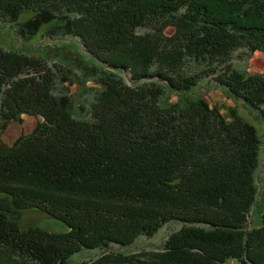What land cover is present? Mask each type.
Wrapping results in <instances>:
<instances>
[{
  "label": "trees",
  "instance_id": "trees-1",
  "mask_svg": "<svg viewBox=\"0 0 264 264\" xmlns=\"http://www.w3.org/2000/svg\"><path fill=\"white\" fill-rule=\"evenodd\" d=\"M0 24L17 39L0 46V121L37 119L0 149V264H70L83 249L108 251L81 264H264V222L249 225L262 137L192 93L213 77L264 122V73L229 64L264 52V0H0ZM44 34L56 43L35 46ZM30 209L68 232L20 227ZM172 223L149 258L120 251Z\"/></svg>",
  "mask_w": 264,
  "mask_h": 264
},
{
  "label": "rangeland",
  "instance_id": "rangeland-1",
  "mask_svg": "<svg viewBox=\"0 0 264 264\" xmlns=\"http://www.w3.org/2000/svg\"><path fill=\"white\" fill-rule=\"evenodd\" d=\"M27 17H29L28 13L24 14L23 19H26ZM13 35L14 30L12 25L0 24V46H2L6 50L16 48L17 39H14ZM39 38L40 36H37L34 41L38 40ZM55 39L56 38H51L48 35L44 34L41 37V40H38L37 43H35V46H38L40 48L52 46L56 43ZM71 47L76 53L80 54L87 61H91V63H93L94 65L96 64L101 67V63L98 60L83 53V47H81L78 42L72 41ZM246 51L236 52L230 60L229 64L231 63L232 67L238 70L248 71L252 74L264 73V52L255 51L249 53L247 51L246 53ZM53 62V59L49 58L46 63L50 67H52ZM125 74L129 77L131 75L128 71H126ZM213 82V77L207 78L205 82L206 84L200 83L196 88L193 89L192 93L196 95H205L207 101L212 107L219 108L228 117H230V114L233 111L236 113L237 116L241 117L243 120L256 127L258 133L260 134L263 140L261 151V167L259 173L261 183H259L258 189L260 192L264 191V189H262V185L264 184V122L261 117V113L259 110H252V108L243 100L232 97L223 88L218 87L217 85L214 86ZM93 85H95L94 82L88 83L87 87H92ZM68 87L70 88V92L77 105L80 103H87V101L92 99V95L84 87L75 83L72 86L68 85ZM170 99L174 101L175 99H177V97L175 95H172ZM90 103H87L84 106L88 107ZM261 110L264 111V105L261 107ZM23 118L24 120L22 122H8L5 128L4 126H2L3 123L0 121V149L12 146L22 136L29 135L32 133L33 129L37 125V119L31 116H24ZM263 222L264 195L261 197V199L260 196H258V201L253 209L249 225L253 229H258L262 227ZM19 225H21L20 227L24 229L29 227H38L49 232H68V228L63 222L50 217L49 215L38 209H30L23 211L21 214V219H19ZM179 227L180 225H176L173 223L169 224L166 227L162 228L154 237H139L132 247H126L120 251L129 255H136L142 258H149L150 255L155 254L152 252H158L163 250L162 246L164 245L166 238L168 237L167 234L170 232V230ZM107 251L108 250L101 252V250L94 251L83 249L82 251L74 254L70 258V264H81L84 262L92 263V259L99 255H104L105 253H107ZM154 258H156V256H154ZM60 264L64 263L61 262Z\"/></svg>",
  "mask_w": 264,
  "mask_h": 264
},
{
  "label": "bare ground",
  "instance_id": "bare-ground-1",
  "mask_svg": "<svg viewBox=\"0 0 264 264\" xmlns=\"http://www.w3.org/2000/svg\"><path fill=\"white\" fill-rule=\"evenodd\" d=\"M264 250V249H263Z\"/></svg>",
  "mask_w": 264,
  "mask_h": 264
},
{
  "label": "water",
  "instance_id": "water-1",
  "mask_svg": "<svg viewBox=\"0 0 264 264\" xmlns=\"http://www.w3.org/2000/svg\"><path fill=\"white\" fill-rule=\"evenodd\" d=\"M128 71V70H127Z\"/></svg>",
  "mask_w": 264,
  "mask_h": 264
}]
</instances>
